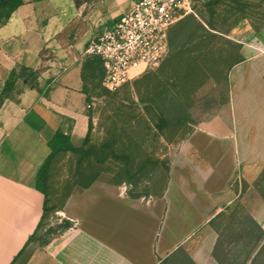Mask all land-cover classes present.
Segmentation results:
<instances>
[{"label": "crops", "instance_id": "obj_1", "mask_svg": "<svg viewBox=\"0 0 264 264\" xmlns=\"http://www.w3.org/2000/svg\"><path fill=\"white\" fill-rule=\"evenodd\" d=\"M133 1L23 0L0 23V93L11 70L38 72L35 87L18 78L0 104V264L19 263L44 218L37 172L49 140L60 131L74 144L87 133V44ZM231 35L241 58L228 71L226 101L189 128L161 190L72 193L35 264H173L184 251L213 264L215 223L238 195L233 181L251 182L264 167V27L241 24Z\"/></svg>", "mask_w": 264, "mask_h": 264}, {"label": "rangeland", "instance_id": "obj_2", "mask_svg": "<svg viewBox=\"0 0 264 264\" xmlns=\"http://www.w3.org/2000/svg\"><path fill=\"white\" fill-rule=\"evenodd\" d=\"M190 12L169 29V50L155 66L108 91L98 69L85 72L88 139L48 166L44 218L18 264H35L58 225L57 210L81 189L120 196L159 192L169 162L192 125L226 101L228 71L241 58L231 31L264 26V0H189ZM235 202L215 223L213 264H264V167L251 181L236 177ZM207 250V249H206ZM205 250V254H206ZM173 264H196L187 251ZM203 264H211L206 260Z\"/></svg>", "mask_w": 264, "mask_h": 264}, {"label": "built area", "instance_id": "obj_3", "mask_svg": "<svg viewBox=\"0 0 264 264\" xmlns=\"http://www.w3.org/2000/svg\"><path fill=\"white\" fill-rule=\"evenodd\" d=\"M190 12L189 0H134L118 21L87 44L84 53L102 62V85L117 90L168 52V31Z\"/></svg>", "mask_w": 264, "mask_h": 264}, {"label": "trees", "instance_id": "obj_4", "mask_svg": "<svg viewBox=\"0 0 264 264\" xmlns=\"http://www.w3.org/2000/svg\"><path fill=\"white\" fill-rule=\"evenodd\" d=\"M78 5L82 0H74ZM90 1V0H83ZM23 4V0H0V23L5 22L19 6ZM264 27V26H263ZM169 32V31H168ZM168 50H169V41H168ZM98 69L101 73V79L103 76V67L102 62L98 56H88L83 62V78L85 80L86 88V76L85 72H92L94 69ZM38 72L26 66H21L18 69H13L10 71L8 78L5 81L4 87L0 93V104L5 97H8L14 89L15 82L18 78L30 87L36 86ZM87 101L89 102V95L87 96ZM89 135V126L85 137L83 138L84 143L88 139ZM50 147V153L47 156L43 165L39 168L37 172V186L42 190L46 196L47 180H48V166L51 158L61 152V151H77L81 152V146H75L71 141L68 135L63 134L60 131L54 133L52 138L48 142ZM46 203V200H45ZM34 236V235H33ZM33 237L31 236L30 239Z\"/></svg>", "mask_w": 264, "mask_h": 264}]
</instances>
